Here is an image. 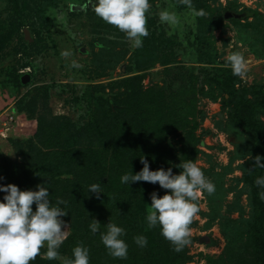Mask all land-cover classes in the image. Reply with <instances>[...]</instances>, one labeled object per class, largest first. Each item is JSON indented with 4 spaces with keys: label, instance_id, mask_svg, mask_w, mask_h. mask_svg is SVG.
Listing matches in <instances>:
<instances>
[{
    "label": "rangeland",
    "instance_id": "rangeland-1",
    "mask_svg": "<svg viewBox=\"0 0 264 264\" xmlns=\"http://www.w3.org/2000/svg\"><path fill=\"white\" fill-rule=\"evenodd\" d=\"M149 2V35L142 47L132 48L123 32L96 16L89 0H0V117L20 105L23 111L22 126L0 143V159L21 166L27 150L17 139L30 140L38 119L56 117L69 121L55 125L64 141L57 147L76 145L70 137L79 140L81 128L94 120L91 129L105 137L96 146L126 155L136 126L133 108L140 100L141 132L156 158L150 169L172 167L178 174L176 166L192 160L216 189L197 194L200 211L190 225L191 243L176 252L164 237L156 238L160 246L151 264H263L259 193L264 188L255 180L264 169L254 166V158L264 157V0H193L206 13L195 18L179 0ZM164 8L180 15L178 26L159 22L157 13ZM62 51L71 56L62 57ZM234 51L249 61L243 79L224 66ZM73 60L79 69L70 67ZM89 85L101 88L88 101ZM241 98L259 108L237 112ZM134 142L135 147L143 144L142 139ZM104 158L103 174L118 180L122 175L109 165L113 153ZM142 167L139 162L137 172ZM0 177V184H8L1 165ZM138 186L147 196L166 191L143 181ZM134 197L126 187L109 208L122 211V203L127 206Z\"/></svg>",
    "mask_w": 264,
    "mask_h": 264
},
{
    "label": "clouds",
    "instance_id": "clouds-1",
    "mask_svg": "<svg viewBox=\"0 0 264 264\" xmlns=\"http://www.w3.org/2000/svg\"><path fill=\"white\" fill-rule=\"evenodd\" d=\"M92 10L98 18L123 32L130 47L143 46V38L149 35L147 20L151 15L149 0H89ZM193 18L206 15L203 9H196L193 0H179ZM159 22L176 27L181 23V17L176 11L167 8L157 13ZM62 57H70V51H62ZM225 67L230 68L234 76L243 79L249 71L248 59L239 51L226 56ZM73 69L81 65L73 60ZM142 169L133 174L125 173L120 177L122 184L148 182L158 184L165 194L158 196L156 191L150 194L151 205L146 214L149 229L159 227L161 236L173 245V250L180 252L191 243L192 230L190 225L200 208L197 194L215 192V185L204 174L203 170L192 160L181 162L176 167L181 171L173 172L172 167L150 170L149 161L142 156ZM254 166L264 169V157L256 156ZM0 179H3L0 177ZM255 184L264 188V176L257 177ZM88 192L99 194L101 184H91ZM0 264H31L38 255L46 256L48 260H61L62 264H89V249L77 245L72 249L71 257H62L60 246L67 235V224L62 219L67 213L60 206L64 201L57 198L53 204L49 199L50 191L44 185H37V190H20L14 184H0ZM264 200V191L259 193ZM35 205V210H33ZM101 224L92 219L90 231L100 232ZM106 231L100 232L102 244L114 258L126 259L128 244L124 237L126 229L113 222L104 226ZM134 242L141 248L148 243L147 237L137 235ZM46 247V251L41 252Z\"/></svg>",
    "mask_w": 264,
    "mask_h": 264
},
{
    "label": "trees",
    "instance_id": "trees-1",
    "mask_svg": "<svg viewBox=\"0 0 264 264\" xmlns=\"http://www.w3.org/2000/svg\"><path fill=\"white\" fill-rule=\"evenodd\" d=\"M100 88H93L89 85L86 89L89 95L87 100L89 101L95 95L98 96ZM94 89L95 94L90 96ZM139 101H136L137 103L133 108L135 110V114L132 115L133 123L136 126L131 134L132 145L128 147V151H124L126 155L120 154L118 149L110 146L106 148L96 146L98 140L105 137L99 136L96 131L94 132L91 129L94 120L89 125L81 128L82 132L79 140L70 137L71 143L78 142L76 145L70 148L57 147V144H62L64 141L61 134L62 128L56 129L55 125L59 121H66V123L69 121L64 120L65 118L56 117L52 118L50 122L38 119L36 132L30 140L23 142L26 139H17V144L27 150L22 154L24 160L21 166L13 161L0 159L1 168L4 170V179L8 184L18 186L20 190H37V185H44L50 191L49 199L53 204L56 203L57 198L64 201V204L60 206L67 213L62 219L67 224L68 235L59 249L64 257H71L72 249L77 245H83L89 249V264H151V258L160 246L157 239L163 236L160 234L159 227L149 229L145 219L146 208L151 205L150 196H147L145 192L141 194L138 186L139 182L129 185L122 184L120 178L118 180L114 178L113 180L114 174L112 178L105 175V173L103 174L104 169L100 166L101 160L105 159L106 154L112 153L114 162H112L113 165L110 163L109 165L114 173L123 175L133 172L134 174V172H137L136 167L142 156L155 166L156 158L153 149L146 147L145 133L141 132L145 123L142 119L143 106ZM21 107L22 105L11 109L19 118H22L23 114ZM241 108L258 109L259 107L254 105L252 101L241 98L237 112L240 113ZM26 121L28 122V120ZM62 131L67 133L68 130ZM136 139H142L143 144L135 147L134 141ZM3 141L6 142V140H1L0 143ZM153 168L156 170L155 167ZM62 169L67 170V172L63 173L64 170ZM94 183L101 184L103 192L99 194L88 192L89 186ZM126 187L136 194L135 199L126 201L127 206L122 203V211H120V208L117 210L109 208L111 200L115 197L121 198L126 194ZM109 189L112 190L111 192L115 197L109 194ZM33 210H35V205H33ZM92 219L100 222L102 226L100 232L106 231L104 226L109 221L126 229L124 237L128 244L126 259L114 258L108 253L101 242L100 232L93 234L89 229ZM154 233H158L157 237L151 236ZM141 234L146 236L148 240L147 245L143 248L139 247L133 240V237ZM261 254L263 261L264 239L261 244ZM174 257L175 254L173 253ZM177 258H180L178 253ZM31 264L58 263L57 261H44L38 255ZM172 264L176 263L173 262Z\"/></svg>",
    "mask_w": 264,
    "mask_h": 264
},
{
    "label": "built area",
    "instance_id": "built-area-1",
    "mask_svg": "<svg viewBox=\"0 0 264 264\" xmlns=\"http://www.w3.org/2000/svg\"><path fill=\"white\" fill-rule=\"evenodd\" d=\"M20 122L19 116H16L11 109L6 110L0 117V127L4 129L0 130V140H6L15 128L19 127V125L21 127Z\"/></svg>",
    "mask_w": 264,
    "mask_h": 264
},
{
    "label": "water",
    "instance_id": "water-1",
    "mask_svg": "<svg viewBox=\"0 0 264 264\" xmlns=\"http://www.w3.org/2000/svg\"><path fill=\"white\" fill-rule=\"evenodd\" d=\"M28 80H29V77H28V76H24V77L22 78V82H23V83H26Z\"/></svg>",
    "mask_w": 264,
    "mask_h": 264
}]
</instances>
